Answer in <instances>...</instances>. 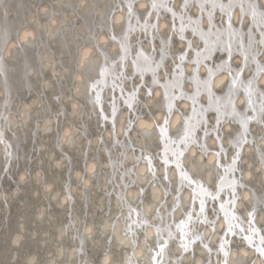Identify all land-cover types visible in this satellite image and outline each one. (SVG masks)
I'll list each match as a JSON object with an SVG mask.
<instances>
[{
  "label": "bare ground",
  "instance_id": "bare-ground-1",
  "mask_svg": "<svg viewBox=\"0 0 264 264\" xmlns=\"http://www.w3.org/2000/svg\"><path fill=\"white\" fill-rule=\"evenodd\" d=\"M261 92L264 0H0V264H264Z\"/></svg>",
  "mask_w": 264,
  "mask_h": 264
},
{
  "label": "water",
  "instance_id": "water-1",
  "mask_svg": "<svg viewBox=\"0 0 264 264\" xmlns=\"http://www.w3.org/2000/svg\"><path fill=\"white\" fill-rule=\"evenodd\" d=\"M130 3H131V5H132V1H129ZM217 6H219V7H221L222 8V5H221V3H219V1L217 2ZM102 73V72H101ZM232 105H234V98L232 97ZM244 121V123H243V128H245V126H246V120H243ZM226 180H227V178H226ZM247 239L249 238V236H247L246 237ZM250 239V238H249Z\"/></svg>",
  "mask_w": 264,
  "mask_h": 264
},
{
  "label": "rangeland",
  "instance_id": "rangeland-1",
  "mask_svg": "<svg viewBox=\"0 0 264 264\" xmlns=\"http://www.w3.org/2000/svg\"><path fill=\"white\" fill-rule=\"evenodd\" d=\"M260 94H261V95H264V92H261Z\"/></svg>",
  "mask_w": 264,
  "mask_h": 264
},
{
  "label": "clouds",
  "instance_id": "clouds-1",
  "mask_svg": "<svg viewBox=\"0 0 264 264\" xmlns=\"http://www.w3.org/2000/svg\"><path fill=\"white\" fill-rule=\"evenodd\" d=\"M142 126H146V125H142Z\"/></svg>",
  "mask_w": 264,
  "mask_h": 264
}]
</instances>
